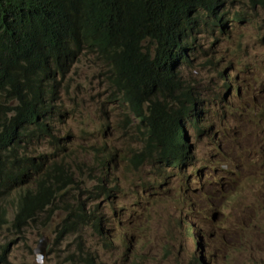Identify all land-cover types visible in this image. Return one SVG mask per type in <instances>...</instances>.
Wrapping results in <instances>:
<instances>
[{"label":"trees","instance_id":"trees-1","mask_svg":"<svg viewBox=\"0 0 264 264\" xmlns=\"http://www.w3.org/2000/svg\"><path fill=\"white\" fill-rule=\"evenodd\" d=\"M251 2L264 5V0ZM226 3L0 0V221H5L10 204L15 207L12 225L19 229L41 215L50 220L61 211L63 216L56 225L58 237L80 236L82 228L90 225L103 247L109 248L111 225L115 224L118 241L128 248L132 238L139 235L127 237L123 231V222L129 221L125 208L109 207L107 213L99 209L96 214L98 204H92L99 198L107 201L119 192L120 183L112 180L110 163L119 157L123 160L120 153L92 147L95 168L87 178L90 185L84 176L78 181L68 171V164L51 157L68 143V135L61 132L66 113L56 103L60 81L85 54L95 55L119 94L117 99L130 113V125L142 134L140 148L128 155V162L140 166L151 161L154 167L171 169L190 164L194 151L186 127L202 134L198 121L207 119V109L197 90L181 77V70L193 66L200 57L196 41L205 29L210 28L212 33L218 28L220 35L227 34ZM231 17L235 22L245 20L239 11L232 12ZM207 61L211 64L210 59ZM229 78V74L223 75L227 89ZM233 91L238 92V85ZM36 142L50 145L53 153L39 152L38 148L32 152L29 148ZM166 173L163 170L158 174L161 180L156 182L157 187L167 185ZM188 202L182 195L181 213H191ZM146 223L142 217L132 221L142 230ZM186 235L193 245L196 235L192 222L181 233V237ZM171 239L168 231L162 243L156 245L149 238L144 248L163 251L167 257L172 252ZM199 246L197 242L196 252ZM79 250L84 253L82 247ZM130 253L131 264H140L133 248ZM7 255L8 245H1L0 264L7 263ZM85 260L97 264L90 256ZM191 262L201 264L193 251Z\"/></svg>","mask_w":264,"mask_h":264},{"label":"rangeland","instance_id":"rangeland-1","mask_svg":"<svg viewBox=\"0 0 264 264\" xmlns=\"http://www.w3.org/2000/svg\"><path fill=\"white\" fill-rule=\"evenodd\" d=\"M234 11L245 20L232 21ZM224 12L227 34L205 29L196 41L200 57L181 70L184 81L203 99L211 125L207 134L186 127L195 151L190 164L171 169L154 167L151 161L140 166L128 162V155L140 148L142 134L130 125L131 115L95 55L85 54L60 81L61 99L56 103L66 113L61 132L68 135V143L51 157L68 164L78 181L84 176L90 185L87 178L95 168L92 147L118 151L123 160L112 161L110 168L120 190L107 201L99 198L92 204H98L96 214L99 209L107 213L110 208H125L130 222H123V231L127 237H139L132 238L127 248L123 241L118 243L112 224L109 248L103 247L90 225L82 228L80 236L61 238L56 229L61 211L50 220L41 215L19 229L12 225L14 205L10 204L5 221H0V246L8 245L5 264H87L88 256L97 264H131L130 248L140 264H197L191 262L192 251L201 264H264V5L227 0ZM228 74L227 89L223 75ZM35 148L53 153L45 142L29 149ZM163 170L167 185L157 187ZM182 195L189 199L191 213L180 212ZM138 217L147 221L143 230L132 224ZM188 222L196 235L193 245L188 235L181 237ZM168 231L170 255L157 257L154 249L144 248L149 238L156 245L162 243Z\"/></svg>","mask_w":264,"mask_h":264},{"label":"bare ground","instance_id":"bare-ground-1","mask_svg":"<svg viewBox=\"0 0 264 264\" xmlns=\"http://www.w3.org/2000/svg\"><path fill=\"white\" fill-rule=\"evenodd\" d=\"M67 6V5H66ZM57 54V53H56ZM55 61V60H54ZM57 65V64H56ZM59 68V67H58ZM102 69V68H101ZM69 72V71H68ZM85 72V71H84ZM78 77V76H77ZM57 78V77H56ZM75 79V78H74ZM63 81V80H62ZM77 81V80H76ZM78 81H79V79H78ZM69 85V84H68ZM82 87H84L83 85H82ZM99 87V86H98ZM69 93V92H68ZM11 97V96H10ZM114 114V113H113ZM7 116V115H6ZM208 122H207V119H200L199 121H198V125H201L202 127H203V131L202 132H200V133H202V134H205V133H209L210 132V126L211 125H208L207 124ZM232 126H235V124H232ZM219 129H220V127H218ZM187 137V136H186ZM26 139V138H25ZM33 142V141H32ZM40 147V146H39ZM52 147H53V145H52ZM192 148H193V151H194V146H192ZM190 150H191V146H190ZM19 151V150H18ZM195 152V151H194ZM37 154V153H36ZM20 156V155H19ZM16 157H18V156H16ZM58 158V157H57ZM60 158V157H59ZM58 158V159H59ZM16 159V158H15ZM36 159V158H35ZM44 163V162H43ZM46 165V164H45ZM34 166H36V165H34ZM67 166V165H66ZM44 167V166H43ZM34 168V167H33ZM45 168V167H44ZM43 168V169H44ZM51 169V168H50ZM227 169H228V166H227ZM65 170H66V167H65ZM191 172H193V171H191ZM39 174V173H38ZM37 174V175H38ZM41 174V173H40ZM44 175V174H43ZM40 176H42V174L40 175ZM66 176V175H65ZM37 177V176H36ZM47 177V176H46ZM49 177H50V175H49ZM39 178H41V177H39ZM45 178V177H44ZM33 180V179H32ZM38 180V179H37ZM69 180H70V178H69ZM36 183V182H35ZM27 185V184H26ZM20 186V185H19ZM22 186V185H21ZM37 186V185H36ZM33 187V186H32ZM68 187V186H67ZM64 189V188H63ZM23 190V189H22ZM62 190V189H61ZM59 192V191H58ZM62 192V191H61ZM22 193H24V192H22ZM19 194V193H18ZM189 201V199H187V202ZM17 205V204H16ZM50 207V206H49ZM15 208V207H14ZM51 210H52V208H51ZM9 220V219H8ZM7 225V224H6ZM123 236V238H125V236L126 235H122ZM121 242V240L118 242V243H120ZM158 255H160L161 256V258L164 256V253H163V251H161V252H158L157 251V254H156V256L158 257ZM155 256V257H156Z\"/></svg>","mask_w":264,"mask_h":264},{"label":"water","instance_id":"water-1","mask_svg":"<svg viewBox=\"0 0 264 264\" xmlns=\"http://www.w3.org/2000/svg\"><path fill=\"white\" fill-rule=\"evenodd\" d=\"M40 247V250H41V252L43 251V247L42 246H39Z\"/></svg>","mask_w":264,"mask_h":264}]
</instances>
